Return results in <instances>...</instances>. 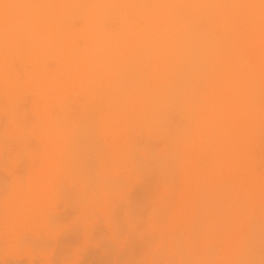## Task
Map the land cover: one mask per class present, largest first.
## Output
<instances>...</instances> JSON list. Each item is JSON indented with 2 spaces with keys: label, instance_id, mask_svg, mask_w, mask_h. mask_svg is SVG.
Segmentation results:
<instances>
[{
  "label": "rangeland",
  "instance_id": "374dc122",
  "mask_svg": "<svg viewBox=\"0 0 264 264\" xmlns=\"http://www.w3.org/2000/svg\"><path fill=\"white\" fill-rule=\"evenodd\" d=\"M250 37L237 50L249 69L261 73L264 89L262 47ZM54 61L39 69L17 67L19 82L0 84V264H264V117L255 119L257 132L254 125L245 136L234 129L205 146L196 127L204 126L212 97H198L201 111L190 121L172 113L170 131L160 133L161 127L138 120L132 103L123 104L135 111L129 119L124 106L102 102L100 91L90 97L88 84L75 85L64 75L56 88L58 103L66 106L58 109L52 94L42 92L45 67L65 72L60 59L58 66ZM59 110L74 126L85 117L94 121L92 115L94 127L100 126L80 172L49 186L41 172ZM175 125L186 133L178 144Z\"/></svg>",
  "mask_w": 264,
  "mask_h": 264
},
{
  "label": "bare ground",
  "instance_id": "6f19581e",
  "mask_svg": "<svg viewBox=\"0 0 264 264\" xmlns=\"http://www.w3.org/2000/svg\"><path fill=\"white\" fill-rule=\"evenodd\" d=\"M249 36L262 47L264 61V0H0V84L16 83L20 70L17 67L30 65V69H39L45 62L48 65L49 59L56 63L60 59L66 73L52 74V65L50 70L43 68V94L49 92L57 100L56 86H63L59 79L64 75L67 82L88 84L92 89L90 97L100 91L97 97L102 102L108 99L111 106H118L116 109L124 106L121 110L125 113L128 109V116L132 115L131 109L123 104L132 103L138 120L161 127L157 130L160 133L166 132L162 129L170 131L172 113L181 120H185L184 116L188 121L198 117V97L209 96L213 102L208 106L204 102L208 107L204 105L208 110L204 126L196 127L201 130L197 131L200 143L206 146L215 142V137L226 139L234 129L242 131L243 136L251 134L258 129L256 118L264 117V106L260 104L264 89L258 84L263 76L249 69L237 50ZM63 55L65 61L60 57ZM247 88L253 97L247 95ZM58 104V109L66 106ZM56 112L60 120L52 123L55 140L41 172V179L49 186L72 180L80 172L85 154L88 156L94 146L93 131L100 126L94 127L97 117L93 115L94 121L89 116L83 120L85 124L81 120L82 124L74 126L68 112V123L72 124L69 128L66 117L60 110ZM176 125V135L171 137L178 144V138L186 133ZM253 125L257 126L254 131ZM57 132H61L60 138ZM257 236L254 234V242ZM250 242L249 245L254 243ZM257 242L251 245L255 247Z\"/></svg>",
  "mask_w": 264,
  "mask_h": 264
}]
</instances>
